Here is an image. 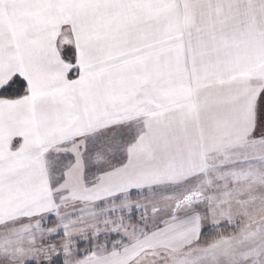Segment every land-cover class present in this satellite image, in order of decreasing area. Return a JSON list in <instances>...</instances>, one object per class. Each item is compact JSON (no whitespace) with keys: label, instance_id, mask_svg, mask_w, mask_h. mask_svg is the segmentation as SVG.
I'll use <instances>...</instances> for the list:
<instances>
[{"label":"snow or ice","instance_id":"1","mask_svg":"<svg viewBox=\"0 0 264 264\" xmlns=\"http://www.w3.org/2000/svg\"><path fill=\"white\" fill-rule=\"evenodd\" d=\"M0 264H264V0H0Z\"/></svg>","mask_w":264,"mask_h":264}]
</instances>
